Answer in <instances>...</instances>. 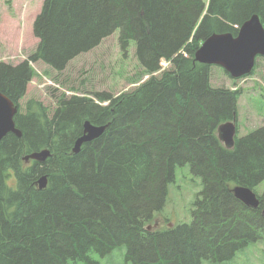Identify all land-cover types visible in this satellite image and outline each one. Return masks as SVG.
Instances as JSON below:
<instances>
[{
    "label": "trees",
    "instance_id": "obj_1",
    "mask_svg": "<svg viewBox=\"0 0 264 264\" xmlns=\"http://www.w3.org/2000/svg\"><path fill=\"white\" fill-rule=\"evenodd\" d=\"M252 14L264 26V0H44L35 51L0 62V92L18 106L22 133L0 142V264H97L94 255L119 246L125 264H220L264 239V196L250 208L231 192L264 181V124L224 147L217 127L236 121L241 90L213 87L210 65L194 59L206 37L235 34ZM116 30L121 51L135 42L148 75L133 90L96 93L107 105L61 94L51 115L39 101L20 104L30 61L61 71ZM85 120L108 126L72 153ZM42 148L51 152L44 162L22 160ZM184 165L201 180L191 221L146 229Z\"/></svg>",
    "mask_w": 264,
    "mask_h": 264
},
{
    "label": "rangeland",
    "instance_id": "obj_2",
    "mask_svg": "<svg viewBox=\"0 0 264 264\" xmlns=\"http://www.w3.org/2000/svg\"><path fill=\"white\" fill-rule=\"evenodd\" d=\"M43 1L0 0V62L16 65L35 51L38 39L32 28ZM160 65L162 69L169 67L164 60ZM30 66L36 75L27 84L20 104L39 101L49 115L57 107L61 94L89 98H95L96 93L116 96L133 90L148 77L137 59L134 41L130 42L127 51H121L118 30L103 38L96 47L75 56L61 71L53 70L41 61L30 62ZM137 80L139 82L133 83ZM210 84L241 90L236 120L238 137L264 124L263 57H257L253 72L241 79H232L221 67L210 66ZM200 190L201 180L192 175L188 165L176 168L174 180L167 186L162 210L155 213L145 227L159 230L177 223H189L193 201ZM255 192L264 196V181L256 186ZM124 254L125 247L119 246L103 256L94 255V260L97 264H125ZM203 264L212 263L204 261ZM220 264H264V239L239 250L231 260Z\"/></svg>",
    "mask_w": 264,
    "mask_h": 264
},
{
    "label": "water",
    "instance_id": "obj_3",
    "mask_svg": "<svg viewBox=\"0 0 264 264\" xmlns=\"http://www.w3.org/2000/svg\"><path fill=\"white\" fill-rule=\"evenodd\" d=\"M264 58V26L257 14H252L237 29L231 32L212 33L206 37L194 53L195 61L206 65L220 66L231 78H241L252 72L256 57ZM17 106L0 92V142L2 138L13 133L21 137V131L16 127L14 116ZM108 124L94 125L90 121L83 122V132L74 141L72 152L78 153L82 144L100 137ZM236 127L234 120L227 121L217 127V137L227 148L234 146ZM50 156L47 148L30 152L22 157L24 162L34 160L44 162ZM38 189L47 186V176H40L37 181ZM233 196L243 205L257 208L260 200L253 190L248 187L235 185L231 188Z\"/></svg>",
    "mask_w": 264,
    "mask_h": 264
},
{
    "label": "flooded vegetation",
    "instance_id": "obj_4",
    "mask_svg": "<svg viewBox=\"0 0 264 264\" xmlns=\"http://www.w3.org/2000/svg\"><path fill=\"white\" fill-rule=\"evenodd\" d=\"M82 132H83V128H82ZM82 134V133H81ZM74 143V142H73ZM73 147V146H72ZM71 150H72V148H71ZM32 163V161H30L28 164H31Z\"/></svg>",
    "mask_w": 264,
    "mask_h": 264
}]
</instances>
